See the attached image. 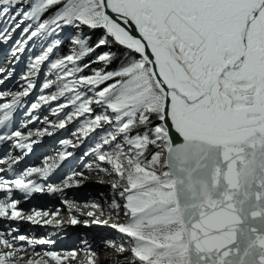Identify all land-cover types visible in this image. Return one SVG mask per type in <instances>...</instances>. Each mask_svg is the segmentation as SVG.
I'll return each instance as SVG.
<instances>
[{
  "label": "snow or ice",
  "instance_id": "obj_1",
  "mask_svg": "<svg viewBox=\"0 0 264 264\" xmlns=\"http://www.w3.org/2000/svg\"><path fill=\"white\" fill-rule=\"evenodd\" d=\"M17 30L0 67V264H95L87 239L57 251L19 229L60 225V207H20L34 194L78 224L67 190L93 174L108 219L84 223L117 234L114 264H264V0H0V45Z\"/></svg>",
  "mask_w": 264,
  "mask_h": 264
},
{
  "label": "bare ground",
  "instance_id": "obj_2",
  "mask_svg": "<svg viewBox=\"0 0 264 264\" xmlns=\"http://www.w3.org/2000/svg\"><path fill=\"white\" fill-rule=\"evenodd\" d=\"M19 31L20 30H17V34L14 35L13 37V41H10L9 44L7 46L5 45H0V67H3V68H11L12 67V64L8 62V56H7V52H8V49L11 47V44L14 42V40L16 39V36H18L19 34ZM27 52H25V54L22 56L21 58V62L22 60L26 59L27 57ZM5 60V61H4ZM23 63H20L18 66L17 64L15 65V72L16 74H18V70H21V68H23ZM21 67V68H20ZM15 76L13 77V80H15ZM13 80H10L8 82H6V84L3 86V87H16V85L14 84V81ZM35 95V94H34ZM33 95V97H34ZM33 97H31L30 99H33ZM47 109H45L44 111H42V113H46ZM41 113V114H42ZM47 115V114H45ZM51 119V117H50ZM72 128V126H69V128ZM68 128V129H69ZM57 134H63L64 136V133L63 132H59ZM57 137V136H55ZM54 138V137H53ZM52 138V139H53ZM45 141H47V143L45 144L46 146L49 145V143H53L54 140L51 141V138H45ZM52 146V145H51ZM77 150V152H75V157L78 155L77 153L80 151L79 148L75 149ZM51 155V153H49ZM71 159V158H70ZM86 173V172H85ZM95 176V174H93ZM98 178L95 176V179H90V180H87L83 183V187L82 188H79L80 190L81 189H85L87 188L89 185H87L88 181L90 182H94L96 181ZM97 183H100L98 180H97ZM102 184V183H100ZM103 186H96V185H92V186H89V189L91 191H88L89 194H88V199H92L93 200H96L98 201L100 204H101V207L103 209H106L107 208V202H106V198H108V195H109V190H110V185L109 184H102ZM109 186V188H108ZM77 188L75 189H68L67 190V195H70V199H74L76 197L73 198V196L75 195L74 193H77ZM73 191V192H72ZM101 193H104L103 196H101L100 194ZM73 194V195H72ZM82 196L84 195V197L86 196L84 193L81 194ZM58 200V199H57ZM37 208V207H35ZM30 208L28 209H25V210H29ZM39 209V208H37ZM72 210H73V214L78 216V212L81 213V216H85L86 219L90 218L88 217L87 213L88 212H95L96 215L92 216L91 219H97V217H99V219L101 221L105 220V219H108L107 216H102L100 215V212L98 210H95V209H92L91 206H85V204H75L72 206ZM27 214H30V213H27ZM45 219H48V218H45ZM69 221V220H68ZM68 221L66 223H62L60 224L61 227H58L56 224H54L53 222L51 224H46V227H52L53 225H55L56 227L52 230H58L60 235L62 236H66V237H73L75 239L76 236L78 235H83L84 239H80V244H79V248L81 247V241L82 240H85L87 239L91 244H92V247H93V250L95 252H97V257L95 258V264H114V261L116 259L115 255L112 254V250L111 249H107L105 250V245L102 243V241L104 240H107V239H115L117 234L114 232V230L112 231L111 229H98V228H89V229H80V228H74V229H67L66 226H69L68 224ZM113 222H118V221H114V220H109V224L113 223ZM42 224V223H41ZM41 224H37V225H34L32 228L33 231H36V234H33V233H30V232H25L23 234L25 235H30L31 237H36V238H45L42 234H41V231H44V228L45 226H42ZM31 225H27V224H24L23 225V228L25 227H30ZM41 227V229H39ZM103 226H106V227H109L108 225H103ZM66 228V229H65ZM110 228V227H109ZM79 233V234H78ZM75 246V245H74ZM41 248H44V247H41V246H37V251H40ZM64 250H71L73 249V246L69 245V244H66L64 247H63ZM85 261V260H83ZM76 259L75 260H72L71 261V264H76ZM125 264H127V262H125Z\"/></svg>",
  "mask_w": 264,
  "mask_h": 264
},
{
  "label": "rangeland",
  "instance_id": "obj_3",
  "mask_svg": "<svg viewBox=\"0 0 264 264\" xmlns=\"http://www.w3.org/2000/svg\"><path fill=\"white\" fill-rule=\"evenodd\" d=\"M99 34H96V35H94L93 36V38H92V42H95V40L97 39V36H98ZM106 49H98L97 50V52L96 53H93V57L95 56V55H98L100 52H102V51H105ZM62 51H64V49H62ZM93 57H89V59H91V58H93ZM5 61V60H4ZM26 61H27V57H26V59H24V60H22V62L20 61L18 64H17V66L20 64V63H23L22 65H23V68H21V70H18L19 72H18V74L17 75H19V73H20V71H22V70H24L25 69V65H26ZM85 62H87V61H85ZM14 81V80H13ZM33 99H34V97H33ZM45 114H48L47 113V111H46V113H42L41 114V116H44ZM72 131V128L70 127L67 131H64L63 133H64V136H63V134H57L56 136L57 137H54L53 139L51 138V141L52 140H54V142L57 140V138H58V136H60V138H62V137H65V136H68V134L70 133ZM73 140H75V138H73ZM44 141H45V139H44ZM46 143H47V141H45ZM52 145V146H51ZM52 148H53V143H49V145L46 147V151L48 152V150H50V151H52ZM80 149V151L77 153L78 155L76 156V158H78L79 156H81L82 155V153H83V151H84V147H80L79 148ZM70 151L72 150V149H69ZM75 152H77V150H74ZM51 153V152H50ZM52 154H53V152H52ZM76 170L77 171H83V172H86L85 174H87L88 173V170H87V168L86 167H84V165L83 164H80V165H78L77 166V168H76ZM91 179H95V176L94 175H92V178ZM90 180V179H89ZM98 180V179H97ZM97 180L96 181H88V183H87V185H89V186H92V185H96V186H103L102 184H100V183H97ZM89 186L87 187V188H85V189H79V188H82L83 187V185L81 186V187H73V188H71V190L72 189H75V188H77L76 190H77V193H74L75 195L73 196V198L74 197H76V198H74V200L75 201H77L78 203L77 204H88V205H90V202L91 201H93V198L92 199H88V194H89V192L88 191H91L90 189H89ZM108 188H109V186H108ZM73 192V191H72ZM82 193H84L86 196L84 197V195L82 196L81 194ZM73 195V194H72ZM68 196V198L70 197V195H67ZM70 199V198H69ZM56 200H57V198H56ZM57 203H58V206L57 207H60L61 209H62V212H61V214L58 216V217H56V220H59L60 222H62V223H66L68 220V224H69V226H66L67 227V229H74V228H80V229H89V228H98V229H100V228H104V229H111V228H109V227H106V226H103V225H100V224H89V225H85V223H84V221L85 220H94V219H91V217L90 218H88V219H86L85 218V216H81V213L80 212H78V218H79V223L78 224H76V225H71V223H70V219H69V215H68V206L67 205H63V204H61V202L59 201V200H57ZM55 210V209H54ZM53 210V211H54ZM53 223L54 224H56V221L55 220H53ZM62 223H60V224H62ZM57 225V224H56ZM54 226V225H53ZM60 227H61V225H59ZM41 227V226H40ZM56 227V226H55ZM43 228V227H42ZM66 229V228H65ZM112 231H113V229H111ZM59 233V232H58ZM79 234V233H78ZM28 237H31L30 235H28ZM66 237V236H65ZM66 238H69V237H66ZM76 238L77 239H75V238H73V239H71V240H69L68 242H64V245H66V244H69V245H71V246H73V248H77V249H79V244H80V239H84V237H83V235H77L76 236ZM59 238H57V240H58ZM75 245V246H74ZM70 250V249H69ZM112 254H113V252H112ZM96 258V257H95ZM94 258V260H96ZM83 260H85V261H83ZM87 260H88V255H87V253H85V252H81L78 256H77V258H76V264H87Z\"/></svg>",
  "mask_w": 264,
  "mask_h": 264
}]
</instances>
